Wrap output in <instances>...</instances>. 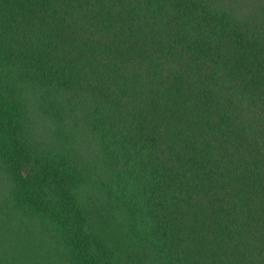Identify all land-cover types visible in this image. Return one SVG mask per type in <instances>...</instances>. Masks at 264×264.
I'll return each instance as SVG.
<instances>
[{"label":"trees","instance_id":"1","mask_svg":"<svg viewBox=\"0 0 264 264\" xmlns=\"http://www.w3.org/2000/svg\"><path fill=\"white\" fill-rule=\"evenodd\" d=\"M0 264H264V0H0Z\"/></svg>","mask_w":264,"mask_h":264}]
</instances>
